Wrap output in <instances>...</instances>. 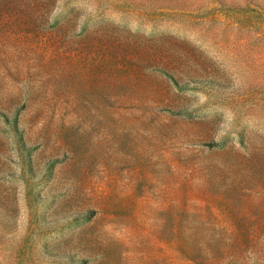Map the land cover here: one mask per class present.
<instances>
[{
	"label": "rangeland",
	"instance_id": "rangeland-1",
	"mask_svg": "<svg viewBox=\"0 0 264 264\" xmlns=\"http://www.w3.org/2000/svg\"><path fill=\"white\" fill-rule=\"evenodd\" d=\"M0 264H264V0H0Z\"/></svg>",
	"mask_w": 264,
	"mask_h": 264
}]
</instances>
